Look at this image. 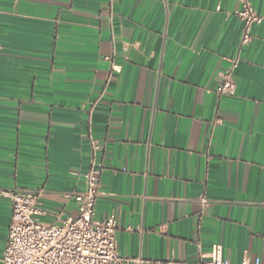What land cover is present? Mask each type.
Masks as SVG:
<instances>
[{
	"label": "crops",
	"instance_id": "crops-1",
	"mask_svg": "<svg viewBox=\"0 0 264 264\" xmlns=\"http://www.w3.org/2000/svg\"><path fill=\"white\" fill-rule=\"evenodd\" d=\"M264 17V0H250ZM237 0H0V191L96 220L126 264H264V21L241 46ZM120 67L112 72L111 63ZM235 96H220L232 70ZM0 195V264L11 223Z\"/></svg>",
	"mask_w": 264,
	"mask_h": 264
},
{
	"label": "built area",
	"instance_id": "built-area-1",
	"mask_svg": "<svg viewBox=\"0 0 264 264\" xmlns=\"http://www.w3.org/2000/svg\"><path fill=\"white\" fill-rule=\"evenodd\" d=\"M236 12L243 22L241 46L252 40V29L261 24L264 17L254 9L250 0H237ZM111 63L112 72H119L120 67L113 63V58H106ZM233 68L223 74L217 88L220 96H235L237 82ZM91 162L85 174L84 191L76 195L78 213L58 219L55 223H46L42 217L46 214L41 208V193L32 191H0L11 201V223L8 240L5 245L2 264H126L117 248L119 224L116 218L96 220V205L101 192L102 168L99 164L101 145L92 133ZM199 264H231L225 258L223 246L216 244L207 256H201ZM247 264V263H243Z\"/></svg>",
	"mask_w": 264,
	"mask_h": 264
}]
</instances>
